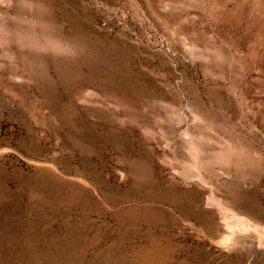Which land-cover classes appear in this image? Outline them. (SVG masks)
<instances>
[{"label":"rangeland","instance_id":"rangeland-1","mask_svg":"<svg viewBox=\"0 0 264 264\" xmlns=\"http://www.w3.org/2000/svg\"><path fill=\"white\" fill-rule=\"evenodd\" d=\"M0 264H264V0H0Z\"/></svg>","mask_w":264,"mask_h":264}]
</instances>
